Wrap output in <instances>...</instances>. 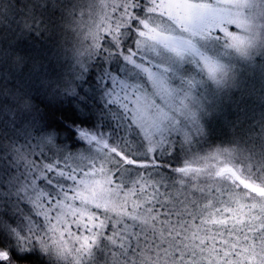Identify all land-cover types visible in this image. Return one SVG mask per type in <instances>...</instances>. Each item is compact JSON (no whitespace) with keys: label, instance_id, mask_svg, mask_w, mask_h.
Wrapping results in <instances>:
<instances>
[{"label":"snow or ice","instance_id":"1","mask_svg":"<svg viewBox=\"0 0 264 264\" xmlns=\"http://www.w3.org/2000/svg\"><path fill=\"white\" fill-rule=\"evenodd\" d=\"M0 35V264H264V0H0Z\"/></svg>","mask_w":264,"mask_h":264},{"label":"trees","instance_id":"2","mask_svg":"<svg viewBox=\"0 0 264 264\" xmlns=\"http://www.w3.org/2000/svg\"><path fill=\"white\" fill-rule=\"evenodd\" d=\"M58 35H59V33L52 34V36H51L52 37V44L54 42L60 40ZM14 36H15L14 34L10 33L7 37V41L15 39ZM32 38H34V37L25 35V37L18 40L14 46L17 47V50H19L21 52L35 54L36 56L39 52H41V50L52 46V44H50V45L36 44L32 41ZM5 43H6L5 37L3 35H0V48L4 47ZM28 63H29V66H28L27 70L25 71V73H29V71L31 70L33 60L28 62Z\"/></svg>","mask_w":264,"mask_h":264},{"label":"rangeland","instance_id":"3","mask_svg":"<svg viewBox=\"0 0 264 264\" xmlns=\"http://www.w3.org/2000/svg\"><path fill=\"white\" fill-rule=\"evenodd\" d=\"M51 36L52 35L45 34L42 37H40L39 39L32 38V41L34 43H36V44L50 45V44H52V37ZM58 36H59L60 40H58L56 42H59V43H63L65 39H68L69 41L71 40L70 37H64V36H61L60 34ZM14 38H15V36H14ZM9 41H11V40H9ZM19 52H20L21 55H24L26 57V63L24 65V67L20 69L21 70L20 72L22 73V77L25 80V82H27L28 73H25V71L27 70V68L29 66L28 62L32 61V59H30L29 57H36V55L35 54H30V53H24V52H21V51H19Z\"/></svg>","mask_w":264,"mask_h":264}]
</instances>
